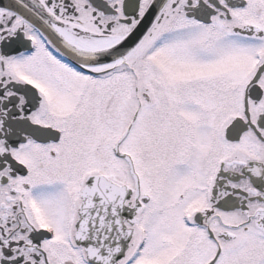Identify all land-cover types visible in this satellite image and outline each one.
<instances>
[{"label": "snow or ice", "instance_id": "snow-or-ice-1", "mask_svg": "<svg viewBox=\"0 0 264 264\" xmlns=\"http://www.w3.org/2000/svg\"><path fill=\"white\" fill-rule=\"evenodd\" d=\"M0 264H264V0H0Z\"/></svg>", "mask_w": 264, "mask_h": 264}]
</instances>
